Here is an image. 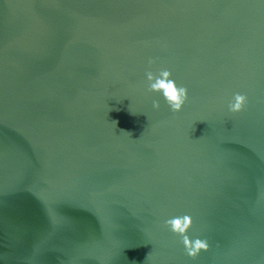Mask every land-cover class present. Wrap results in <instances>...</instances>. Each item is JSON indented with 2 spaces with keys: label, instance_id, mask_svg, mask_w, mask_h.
Returning <instances> with one entry per match:
<instances>
[{
  "label": "water",
  "instance_id": "1",
  "mask_svg": "<svg viewBox=\"0 0 264 264\" xmlns=\"http://www.w3.org/2000/svg\"><path fill=\"white\" fill-rule=\"evenodd\" d=\"M0 264H264V0H0Z\"/></svg>",
  "mask_w": 264,
  "mask_h": 264
},
{
  "label": "clouds",
  "instance_id": "2",
  "mask_svg": "<svg viewBox=\"0 0 264 264\" xmlns=\"http://www.w3.org/2000/svg\"><path fill=\"white\" fill-rule=\"evenodd\" d=\"M151 63V61H149ZM147 91L160 96L167 103L169 109L173 112L182 110L187 100V91L183 86H178L167 70H159L157 73L147 72ZM247 103V97L240 93L233 94L227 104V110L231 113H238L243 110ZM153 108H158L157 101H153ZM165 225L175 234L182 238V243L186 250V255L191 259H195L202 251L208 250L206 240L200 238L190 239L187 232L191 226V220L187 216L166 219Z\"/></svg>",
  "mask_w": 264,
  "mask_h": 264
}]
</instances>
